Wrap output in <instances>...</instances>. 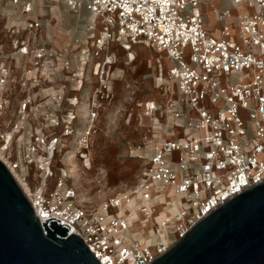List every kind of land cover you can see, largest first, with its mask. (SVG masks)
<instances>
[{"label":"built area","instance_id":"obj_1","mask_svg":"<svg viewBox=\"0 0 264 264\" xmlns=\"http://www.w3.org/2000/svg\"><path fill=\"white\" fill-rule=\"evenodd\" d=\"M217 1L210 10L213 29L204 12L208 0H47L51 12L61 3L79 18L88 12L84 38L51 47L39 35L44 22L26 18L30 2L9 30L27 33L13 47L29 64L20 72L22 120L0 130V161L41 224L56 222L81 238L100 264H152L215 209L264 183V0ZM114 46L130 61L138 47L168 61L166 70L159 63L156 75L165 103H147V113L159 110L161 119L138 185L90 210L66 186L63 172L51 186L59 142L52 128L60 125L57 111L66 93L82 87V65L92 52L100 57ZM73 47L80 48L76 70ZM108 64L106 56L102 77ZM96 65L98 75L102 64ZM13 77L14 67L0 60V88ZM47 104L54 105L45 119ZM74 119L71 114L63 122Z\"/></svg>","mask_w":264,"mask_h":264},{"label":"rangeland","instance_id":"obj_2","mask_svg":"<svg viewBox=\"0 0 264 264\" xmlns=\"http://www.w3.org/2000/svg\"><path fill=\"white\" fill-rule=\"evenodd\" d=\"M208 1L204 12L213 29L214 19L210 10L212 4L220 5L221 2ZM80 30L76 32L77 36L85 35V29L81 33ZM26 34L20 32L15 36L0 26V60L14 67V77L4 89L0 88V103H5L4 111H0V130L6 129L8 123L22 120L17 111L24 98L19 86L20 72L29 61L14 54L13 41L25 38ZM79 51L80 48H71L70 56L75 70L82 66L85 68L80 79L82 87L79 90L69 89L66 93L57 111L60 125L52 128V134L59 137V142L52 161L56 177L51 186H55L63 172L67 175L66 186L72 187L77 192L78 201L92 210L108 198L129 192L138 185L161 119L159 110L154 114L147 113V103L155 101L164 105L165 93L159 88L157 67L161 63L166 70L170 64L166 59L162 61L159 54L143 47H138L136 58L131 62L125 51L114 46L100 57L92 52L88 63L81 66ZM106 56L111 59V64L104 69L105 79L111 81L110 91L101 82ZM99 62L102 64L100 75H95ZM72 100L77 104H71ZM53 105L47 104L42 117L46 119L49 107ZM71 114L75 119L67 125L63 118L67 119ZM164 122L161 120L160 124ZM66 126L69 131L67 136L64 135ZM88 128L91 135L85 140L83 133ZM159 137L162 136L157 134L155 138ZM33 172L30 182L35 185L37 179Z\"/></svg>","mask_w":264,"mask_h":264},{"label":"water","instance_id":"obj_3","mask_svg":"<svg viewBox=\"0 0 264 264\" xmlns=\"http://www.w3.org/2000/svg\"><path fill=\"white\" fill-rule=\"evenodd\" d=\"M0 264H100L81 238L41 224L1 161ZM152 264H264V183L215 209Z\"/></svg>","mask_w":264,"mask_h":264},{"label":"crops","instance_id":"obj_4","mask_svg":"<svg viewBox=\"0 0 264 264\" xmlns=\"http://www.w3.org/2000/svg\"><path fill=\"white\" fill-rule=\"evenodd\" d=\"M20 5L16 6L12 0H0V26L9 30L14 25L21 23L19 9L23 3H32L33 12L26 16L29 20L41 19L44 26L39 31L42 39H49L50 46L63 49L70 46L72 39L84 38V34L77 36L78 29L83 31L87 26L88 12H83V17L79 18L66 9L63 3L55 6L52 12L47 5V0H19ZM74 33H73V32ZM67 32V33H66Z\"/></svg>","mask_w":264,"mask_h":264},{"label":"bare ground","instance_id":"obj_5","mask_svg":"<svg viewBox=\"0 0 264 264\" xmlns=\"http://www.w3.org/2000/svg\"><path fill=\"white\" fill-rule=\"evenodd\" d=\"M130 57V59L132 60V59H134L133 58V55H130L129 56ZM129 59V58H128ZM134 60H132L131 62H133ZM98 75H100V73H98ZM103 79H102V84L103 85H105V87L106 88H108L109 89V91H110V87H111V85H110V83L109 82H111L109 79H105V77H102ZM74 105H76L77 103L76 102H74L73 103ZM93 117H95L96 116V114H94L93 113V115H92ZM91 135V132H90V129L88 128L87 130H85L84 131V133H83V139H85V140H87L88 139V137ZM84 140V141H85ZM88 146V145H87ZM23 185V184H22ZM27 188V187H26Z\"/></svg>","mask_w":264,"mask_h":264}]
</instances>
